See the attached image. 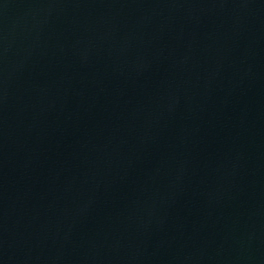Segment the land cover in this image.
I'll return each mask as SVG.
<instances>
[{
    "label": "water",
    "instance_id": "95a60500",
    "mask_svg": "<svg viewBox=\"0 0 264 264\" xmlns=\"http://www.w3.org/2000/svg\"><path fill=\"white\" fill-rule=\"evenodd\" d=\"M0 264H264V0H0Z\"/></svg>",
    "mask_w": 264,
    "mask_h": 264
}]
</instances>
